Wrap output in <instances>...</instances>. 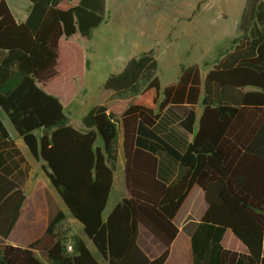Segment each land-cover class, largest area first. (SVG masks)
Here are the masks:
<instances>
[{
    "label": "trees",
    "instance_id": "16d2710c",
    "mask_svg": "<svg viewBox=\"0 0 264 264\" xmlns=\"http://www.w3.org/2000/svg\"><path fill=\"white\" fill-rule=\"evenodd\" d=\"M27 1V17L17 23L0 0V111L44 165L85 240L74 234L68 245L56 231L63 211L46 222L41 181L27 196L15 182L25 159L0 118V264H165L178 233L173 218L193 185L207 209L190 236L192 264H264V0H245L237 34L212 60L182 67L163 89L153 50L106 78L103 89L131 100L119 116L128 198L105 218L118 120L93 107L83 118L89 129L78 131L64 112L88 67L69 39L91 38L104 20V0ZM202 93L198 129L180 154L154 133L156 122L169 107L187 106L179 125L192 132L191 107ZM138 138L155 142L186 173L173 184L159 180L157 158L136 145ZM24 231L30 236L21 240Z\"/></svg>",
    "mask_w": 264,
    "mask_h": 264
},
{
    "label": "crops",
    "instance_id": "0c3cea01",
    "mask_svg": "<svg viewBox=\"0 0 264 264\" xmlns=\"http://www.w3.org/2000/svg\"><path fill=\"white\" fill-rule=\"evenodd\" d=\"M5 2L7 3L10 9V0H5ZM78 2L79 0H71L70 6L76 5L78 4ZM243 6H241L240 11H238V13L236 11V15L238 16V17L237 16L235 17L236 34H237V24H238ZM28 7H29V2L27 1V10H28ZM60 7L64 9L68 8V6L65 4L60 5ZM27 10H26V13L16 16L10 9L17 23H22L25 21L27 17ZM106 10H108V0H104V20L101 23V25L97 29H95L96 31L100 29L101 27H103V25L107 24L110 19L109 12ZM93 35L91 36V38L93 37ZM73 36L69 40L73 41L74 43H76L78 46L82 48L84 57L88 63V67L84 71L81 84L80 86L77 87L76 93L69 100V102L66 105H64V112L69 119L70 125L78 131H86L89 129L84 124L83 118L87 115V113L93 107L104 106L106 108V113H112L113 115H115L116 119L118 120L117 127L119 131V138L117 139L116 137L117 159L115 162V167H114V172H113V184H112V188L109 194V199H108V204H107V206H109V203L112 201V205L110 207L112 209L118 202L122 201L123 199L128 198V193H127L126 185H125V174H124L125 162H124V157H123V152H122V127H121V123L119 120L120 118L119 116L122 114L124 109L127 107L131 98L128 96L125 98H116L113 96V93L111 91L103 89L102 86H103L104 81L110 74L120 73L122 69L124 68L126 62L129 59L136 57L134 55L132 57V53H131L132 51L130 52V50L133 48L137 50L140 47L138 44L131 42L127 37L120 35L121 38L120 40H118V45L116 48L117 54L109 57V56H106L105 54L100 53L99 49L95 48L94 46H88V45L84 46V45L77 43L76 41L73 40ZM149 50L150 49H148L147 51ZM147 51H144V52H147ZM125 52H127L126 56H124ZM166 53L167 51H161L159 53L154 52V56L157 61L156 73H158V75L162 74V76L164 77L165 75H167V73H169L170 67L172 65H177V64H178L177 65L178 71L176 72V74L170 77H167L166 79L164 78L163 82H161L159 80V77H157L156 75V77L159 80L161 89L177 81L182 67H187L193 64L200 65L202 61L204 60L213 59V58L210 59L209 57H205V55H202L197 60L195 59V62L190 63V65H182V63L180 64L177 60L170 61L168 59H165ZM93 67H100V71L106 70L104 72H107L108 75L100 80V83L96 86L95 94H88V91L85 86L86 73L89 71V69H92ZM210 68H211L210 66L206 68H201L202 79L205 78V75ZM203 96L204 95L202 93L198 104L194 107H191L195 114V121L192 127L193 129L192 132H187L179 125L180 121H182L183 118L185 117V112L188 109H190V107H187V106L169 107L160 115V117L158 118L156 122L154 133L180 154L185 152V150L187 149V147L190 145V143L193 140L194 133L198 129L199 119L203 112V105L201 102L203 99ZM216 100H219V98H217ZM4 117L5 119L2 118V116H0L6 130L8 131L11 138L14 140L16 147L18 148L21 155L25 159V164L20 167V171L22 172V174L12 175L15 179V182L21 186L22 191L27 196L31 192L33 185L37 181H41L44 185L43 203H44L45 213H46V216H45L46 222L51 221L56 215V213L60 210L66 213V218L62 220L59 224L66 221L67 223H70V225L73 226L76 230L81 231L82 230L81 225L68 215L57 193L49 185V182L46 178L44 165L40 161L35 160L30 155L26 146L23 144L22 140L17 137L16 132L14 131V129L8 122L5 115ZM138 139H139V142L137 141L136 145L140 149L146 152H149L150 154H152L153 156L157 158V161H158L157 177L159 180H161L167 185L173 184L177 179H179L186 173L187 170L181 167L173 159H171L165 152H163V150L155 142L143 140L141 138H138ZM206 209H207V204L204 200L203 191L197 185H193L188 195L184 199L182 205L180 206L179 210L177 211L175 217L173 218V224L177 227L178 233L170 246V253H169L168 259L166 260L165 264H167L170 261L172 254L174 252H176V254H178V256L181 258L178 264H192L191 252H190V236L193 230L195 229L196 224L200 222ZM79 236L85 240L83 233L82 235H79ZM178 241L179 243L177 244ZM0 242H1V239H0ZM86 245L89 247L91 252L95 256H97L91 244L89 242H86ZM36 254L43 255L44 260L42 261L44 262L46 261L45 255L43 253L36 252ZM262 254L264 256V241H263V253Z\"/></svg>",
    "mask_w": 264,
    "mask_h": 264
},
{
    "label": "rangeland",
    "instance_id": "374dc122",
    "mask_svg": "<svg viewBox=\"0 0 264 264\" xmlns=\"http://www.w3.org/2000/svg\"><path fill=\"white\" fill-rule=\"evenodd\" d=\"M244 1L108 0V23L95 30L91 39L82 38L77 34L73 36V40L84 46H94L100 53L111 57L117 54L118 40L122 35L140 47L130 50L132 57L148 49L155 53L167 51L165 59L190 65L202 55L212 59L217 50L223 48L227 40L235 36L236 11H240ZM10 9L16 16L26 13L27 1L10 0ZM126 55L127 52L124 53V56ZM177 65H172L164 77L156 73L159 80L163 82L164 78L176 74ZM104 71L106 70L100 71V67H93L86 73L85 86L88 94L96 93V86L108 75ZM0 116L5 119L1 112ZM111 205L112 201L104 211V218ZM25 228L31 231L33 224L30 223ZM56 231L68 239V245L71 244L72 235H82V231L76 230L66 221L59 224ZM29 236L30 233L24 231L21 233V240H26ZM36 256L44 260L43 255ZM180 259L174 252L167 264H178Z\"/></svg>",
    "mask_w": 264,
    "mask_h": 264
},
{
    "label": "built area",
    "instance_id": "2783aa9c",
    "mask_svg": "<svg viewBox=\"0 0 264 264\" xmlns=\"http://www.w3.org/2000/svg\"><path fill=\"white\" fill-rule=\"evenodd\" d=\"M68 250H71V247L70 246H68Z\"/></svg>",
    "mask_w": 264,
    "mask_h": 264
}]
</instances>
